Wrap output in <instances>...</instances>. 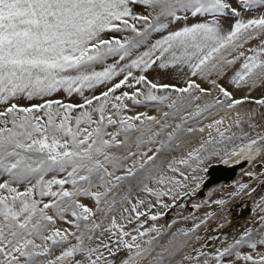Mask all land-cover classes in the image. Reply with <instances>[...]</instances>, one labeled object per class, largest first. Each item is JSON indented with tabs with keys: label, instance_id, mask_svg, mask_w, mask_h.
Listing matches in <instances>:
<instances>
[{
	"label": "snow or ice",
	"instance_id": "1",
	"mask_svg": "<svg viewBox=\"0 0 264 264\" xmlns=\"http://www.w3.org/2000/svg\"><path fill=\"white\" fill-rule=\"evenodd\" d=\"M238 2L247 9L264 7V0ZM133 3L154 11L147 15L134 13L130 7ZM225 10L238 17L226 33L214 19L169 31L154 41L150 39L152 33L167 29L168 22L187 18L178 12L197 16L223 14ZM239 17L237 8L225 0H0V264H56L65 259L67 264H117L118 260L119 264H135L138 257L150 251L147 245L157 237L149 233L156 231L159 236L160 232L155 228L141 230L145 221L139 218L146 213L140 209L145 200L137 197L133 202L132 189L118 200L114 190L133 179L142 186V192L156 197L159 203L160 197L169 195L172 189L162 191L150 187L149 180L158 185L183 186L175 176L163 172L153 175L157 153L169 146L175 130L167 133L168 141L161 140L153 155L142 154L146 159L134 161L132 167L125 162L136 153L117 155L114 149L128 145L134 133H138L134 137L137 149L142 144L154 143L170 127L167 118L175 116L189 100H198L194 92L206 94L207 90L192 80L186 87L157 84L145 74L134 75L132 69L144 73L159 61L161 68L168 63H186L193 76L208 65L215 70L219 65L213 61L223 59V51L239 48L240 41L253 38L252 32L264 31V15L247 20ZM116 32L134 35L106 38L107 33ZM142 47L144 50L139 51ZM250 51L253 55L235 73L234 83L246 82L256 69H264V59H260L264 55V42L259 49ZM109 58H114L111 63H107ZM238 58L224 63L234 64ZM121 75L122 79L114 80ZM101 85H107L106 90L85 95V90L91 92ZM123 88L133 91H120L117 95ZM159 89H171L178 95L172 99L170 95L155 94ZM219 91L231 100L229 109L242 103L232 99L223 87ZM60 92L69 97L76 94L81 102L66 103L50 98ZM19 98L42 102L25 106L19 103ZM126 100L133 105L146 101L163 104L171 100L167 107L175 111L163 112L164 122L146 113L128 116ZM215 103L221 101L217 99ZM256 103L264 105V99ZM211 107L205 105L200 109L197 105L198 111L189 113L188 118H198ZM145 121L158 127L151 131L144 127ZM223 122L221 118L207 127L215 125L221 141H231L235 134L225 136L219 128ZM180 128L181 125H176V130ZM187 131L203 132L204 128ZM146 133H150L147 139ZM260 141H264V136L238 148L234 146L230 154L238 155L245 149L259 152ZM204 149L205 144L201 143L186 157L170 161L168 170L188 180L189 176L175 165H186L195 173L203 162ZM189 161H195L196 167ZM149 164L151 169L138 177L137 172L144 171ZM118 169L124 173L115 175ZM190 178L197 179L195 175ZM246 187L240 184L239 190ZM81 197L94 201L95 210L82 203ZM125 203L128 206L122 207L119 218L112 214L117 206ZM261 203L264 204V198ZM147 207L150 210L152 204L149 202ZM98 212L104 213L100 223L93 219ZM158 216L151 214L148 218L156 220ZM58 219L72 225L75 231L57 227ZM104 221L108 223L102 228ZM134 221L136 226L126 230ZM146 236L147 240L138 242ZM69 237L76 243H70ZM241 244H247L251 250L241 253L237 250ZM258 244L264 247V239L253 242L246 231L211 258L194 250L196 256L186 259L197 260V264H235L228 259L234 255L245 264H264V251L258 249ZM56 248L63 250L55 259H49ZM124 253L127 256L119 259ZM77 254L82 259H76Z\"/></svg>",
	"mask_w": 264,
	"mask_h": 264
},
{
	"label": "rangeland",
	"instance_id": "2",
	"mask_svg": "<svg viewBox=\"0 0 264 264\" xmlns=\"http://www.w3.org/2000/svg\"><path fill=\"white\" fill-rule=\"evenodd\" d=\"M225 2L233 8H237L241 13V17L239 18L247 20L249 18L264 15V7L247 9L243 7L238 0H225ZM130 7L134 13L141 15H147L154 11L144 5L135 3L131 4ZM178 15L181 17L187 15V18L171 22L165 21L168 22V28L162 30L160 33H152L150 39L154 41L155 39H159L162 35H166L169 31H175L181 27L195 23L212 22L214 19L219 21L222 32L226 33L231 29L235 20L238 18L231 15L230 10H225L223 14L203 13L192 16L190 13L185 14L183 12H178ZM137 26L142 27L141 24ZM251 34L253 38L240 41L239 43L241 46L239 48H229L223 51V59L213 61V63L219 65L215 70L212 69L211 65H208L204 68L203 72L198 73L196 76L192 75V70L186 63H168L166 67L161 68L159 67L160 62L158 61L157 64H154L152 68L147 69L144 73H141L139 69H132L134 75L145 74L149 80L157 84L186 87L188 81L192 80L207 90L206 94L198 91L194 92V95L199 97L198 100H189V103L185 104L179 112H176L175 116L170 115L166 120L170 127L167 128L165 133L161 136L156 137L154 143L142 144L141 147L137 149L134 137L138 135V133H134L128 145L119 149H114L117 155H126L128 151L135 152L136 155L130 157L125 162L128 167H132L134 161L146 159V156H142V154L146 153L147 155H153L160 146L161 140L168 141L167 133L175 130L174 139L170 142L169 146L157 153V158L155 160L157 167L153 175H158L163 172L164 175L175 176L176 179L181 180L183 186H173L171 184L158 185L154 181L149 180L148 184L150 187L162 191L172 189L169 195L160 197L159 203L156 197L142 192L140 190L142 186L137 184L136 180L133 179L123 182L120 188L114 190V194L118 200L127 193L128 189H132L133 202H135L137 197L144 199L145 205L142 206L140 210L145 212L146 215L139 218L140 221H145L141 230L155 228L160 232L159 236H157L156 231L149 233L150 236L157 238L151 245H147L150 251L138 257L135 264H197V260L186 259V257L196 256V251L194 250L202 251L211 258L217 251H221L235 240L240 239L246 231L250 233V240L253 242L264 239V219H261L264 217V204L261 203L262 198H264V141H260L257 145V147L260 148L259 152L255 149L251 151L256 152L257 157L247 168L237 173L236 177L232 180L230 188H224V183H217L207 187L208 191L206 195L198 197V204L193 205L190 209H188L187 206L174 205V203L178 202L180 196L186 192H196L194 189L201 186L203 179L207 175V168L210 164L249 153V151L245 149L244 152L238 155L230 154L234 146L238 148L241 144H247L249 140H254L258 136H264V105L256 103V101L264 99V69H256L255 74L248 77L246 82H233L235 73L241 70V65L245 62V59L253 55L250 49H259L262 46V42H264V31L258 34L252 32ZM133 35L134 33L131 32H116L107 33L106 38L111 36L123 38ZM143 50L144 48L142 47L139 51ZM240 52H243L244 55L240 56ZM233 57H239L234 64L224 63V60H231ZM113 59L114 58H109L107 63H111ZM260 59H264V55L260 56ZM125 62H127V58ZM122 78L123 75L114 78V80L118 81V79ZM213 80L215 84L210 83V81ZM106 87L107 85H101L91 90V92L85 90V95H91L92 93L99 94L101 91L106 90ZM138 87H140L142 91H145L143 85ZM220 87H223L231 93L232 99L242 100V103L229 109L227 105L231 100L219 91ZM120 91L131 92L133 89L123 88L122 90H118L116 94L119 95ZM155 94L170 95L172 99H176L178 95L171 89H159ZM50 98L61 99L66 103L81 102V98L78 95L73 94V96L69 97L63 92L55 93ZM217 99L221 101V103L216 104L215 101ZM40 102L42 101L39 99L29 101L25 98H19V103L25 106ZM125 102L129 105V109L125 110V114L128 116L146 113L149 116H156L164 122L162 113L165 111L170 113L175 111L167 107V104L170 103L171 100L165 101L163 104L156 101H146L145 103L135 105H133L130 100H126ZM197 105H199L200 109H203L205 105H213V107L205 111L202 116L189 119V113L198 111ZM221 118H223L224 122L219 125L220 131L224 132L225 136L235 134V137L231 141H221V137L216 131L215 125L212 128L207 127L209 124H212L213 121L220 120ZM237 121H239L238 124ZM137 123L139 122L137 121ZM178 124L181 125V128L176 130V125ZM144 127L150 128L151 131H155L158 126L152 124L150 121H145ZM188 128H204V131L189 133L187 131ZM148 134L150 133L145 134V139H147ZM120 138L123 139V136ZM217 141L221 142L217 143ZM201 143L205 144V149L201 153L204 159L199 165L198 171L193 173L192 168L186 165H175L180 171L189 176L188 180H184L179 173H173L168 170L167 164L170 161H179L186 157L189 151L193 148H198ZM189 163L192 164V167H196L195 161H189ZM150 169L151 164L146 165L144 171L137 172V176L144 175L145 172ZM123 173V169H118L115 175H122ZM249 173L251 175H249ZM192 175H195L197 179L192 180L190 178ZM240 184H244L247 187L241 191L239 190ZM235 193L238 194L234 195ZM80 200L82 203L94 208V201L88 197H81ZM220 200H223L224 203H215V201ZM149 202L152 204L150 210L147 207ZM246 203L250 204L252 208L250 212L243 216V219L239 214H235L234 211L238 213L239 209ZM165 205H168V207H165ZM127 206L126 203L117 206L112 214L117 215L119 218L122 207ZM151 214H159V216L156 220H151L148 218ZM103 215L104 213L98 212L93 219H95L97 223H100ZM71 218V215L68 214V219ZM107 223L108 221H104L101 227H105ZM56 226L61 229L67 228L70 231H75L72 225L59 219L56 221ZM135 226L136 222L134 221L133 224L127 225L126 230H131ZM96 234L98 235L99 233ZM147 239L148 237L146 236L138 242L143 243V241ZM245 239H248V237H245ZM69 241L72 244L76 243L75 239L72 237H69ZM37 242L39 243V241ZM67 246L68 245H64L63 247ZM258 249L264 251V247L259 244ZM62 250L63 248L54 249L49 259H55ZM237 250L241 253H247L251 249L247 244H241L237 247ZM105 254L107 255V253ZM126 256L127 253H124L119 259H124ZM76 259H82V257L77 254ZM203 259L204 257H200V260ZM228 259L235 261V264H245L242 259L236 260L234 255L228 257ZM56 264H67V259L64 261H57ZM117 264H119V260Z\"/></svg>",
	"mask_w": 264,
	"mask_h": 264
},
{
	"label": "water",
	"instance_id": "3",
	"mask_svg": "<svg viewBox=\"0 0 264 264\" xmlns=\"http://www.w3.org/2000/svg\"><path fill=\"white\" fill-rule=\"evenodd\" d=\"M244 163L237 165H227L221 161L210 164L207 168V175L203 179L201 186L196 190L195 193L186 192L181 195L178 202L174 205L187 206L190 209L193 204L191 203L194 197H203L206 195L207 187H210L217 183H224V188H230L232 185V180L236 177L239 167H242ZM240 217L245 216L246 213L251 211V205L246 203L241 207Z\"/></svg>",
	"mask_w": 264,
	"mask_h": 264
},
{
	"label": "bare ground",
	"instance_id": "4",
	"mask_svg": "<svg viewBox=\"0 0 264 264\" xmlns=\"http://www.w3.org/2000/svg\"><path fill=\"white\" fill-rule=\"evenodd\" d=\"M257 157L256 152H249L246 154H243L241 156L238 157H234L231 159H227L224 161H221L227 165H237V164H242L244 163V165L242 167H239L238 172L242 171L243 169L247 168L248 165ZM199 187H196L194 190H197ZM208 189H206V193H207ZM200 202V201H199ZM193 205L198 204V197H194V199L191 202ZM212 204V203H211ZM198 206V205H196ZM242 209V208H240ZM241 212V210L239 211V213ZM250 212V211H249ZM235 214H239L237 212L234 211ZM246 215V214H245ZM244 219V217H243Z\"/></svg>",
	"mask_w": 264,
	"mask_h": 264
},
{
	"label": "flooded vegetation",
	"instance_id": "5",
	"mask_svg": "<svg viewBox=\"0 0 264 264\" xmlns=\"http://www.w3.org/2000/svg\"><path fill=\"white\" fill-rule=\"evenodd\" d=\"M240 211V210H239ZM236 212V211H235ZM239 213V212H238Z\"/></svg>",
	"mask_w": 264,
	"mask_h": 264
}]
</instances>
